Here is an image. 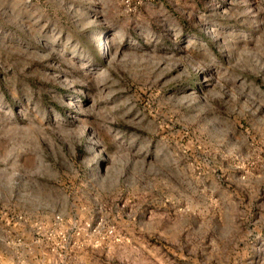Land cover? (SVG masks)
<instances>
[{
    "label": "rangeland",
    "instance_id": "374dc122",
    "mask_svg": "<svg viewBox=\"0 0 264 264\" xmlns=\"http://www.w3.org/2000/svg\"><path fill=\"white\" fill-rule=\"evenodd\" d=\"M123 1L0 0V264H264V0Z\"/></svg>",
    "mask_w": 264,
    "mask_h": 264
},
{
    "label": "built area",
    "instance_id": "2783aa9c",
    "mask_svg": "<svg viewBox=\"0 0 264 264\" xmlns=\"http://www.w3.org/2000/svg\"><path fill=\"white\" fill-rule=\"evenodd\" d=\"M133 0H124V6L126 8L127 11H133L135 10L136 5L132 3ZM112 231L111 230H107L106 234H111Z\"/></svg>",
    "mask_w": 264,
    "mask_h": 264
},
{
    "label": "bare ground",
    "instance_id": "6f19581e",
    "mask_svg": "<svg viewBox=\"0 0 264 264\" xmlns=\"http://www.w3.org/2000/svg\"><path fill=\"white\" fill-rule=\"evenodd\" d=\"M97 36V34H96ZM94 40L97 41V43L99 44V46L101 47V50H102V53L105 54V52L107 51V48H106V43L104 41L101 40L100 37H94ZM86 65V64H85ZM90 67V66H89Z\"/></svg>",
    "mask_w": 264,
    "mask_h": 264
}]
</instances>
